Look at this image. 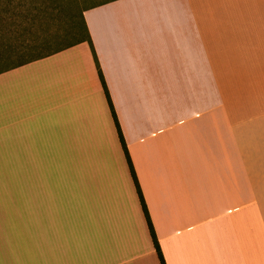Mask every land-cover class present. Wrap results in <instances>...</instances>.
<instances>
[{
    "label": "crops",
    "instance_id": "0c3cea01",
    "mask_svg": "<svg viewBox=\"0 0 264 264\" xmlns=\"http://www.w3.org/2000/svg\"><path fill=\"white\" fill-rule=\"evenodd\" d=\"M82 16L164 264H264V0H102ZM0 39V183L20 184L0 216L35 217V264H160L88 43L14 67Z\"/></svg>",
    "mask_w": 264,
    "mask_h": 264
},
{
    "label": "rangeland",
    "instance_id": "374dc122",
    "mask_svg": "<svg viewBox=\"0 0 264 264\" xmlns=\"http://www.w3.org/2000/svg\"><path fill=\"white\" fill-rule=\"evenodd\" d=\"M100 1L102 0H0V27L9 25L7 28L15 27L18 31H23L28 45L36 46L31 54L32 58H36L70 43L71 35L74 34L75 30H77V35L80 33L79 24H76L79 11ZM9 31L14 30L10 29ZM10 34L13 33L10 32ZM23 58H27L23 60H28L31 57L24 55ZM38 123L39 121L35 120L33 127L35 128ZM93 158H99V156L96 155ZM110 158H114V155L110 154ZM42 170L45 178L53 174V169L48 167ZM12 173L19 177L21 176V169H13ZM3 176L4 171L0 170V180L4 179ZM8 187L9 189L4 183H0V209L7 208L3 203L5 195L6 202H10L9 193L12 194L15 200L18 194L17 187H20V184L8 185ZM46 199L47 197L44 196L41 204L38 205L36 199L29 201V204L42 207ZM18 202L20 204L21 201ZM62 208L63 206L61 207L62 216L59 220L62 231L61 251L62 254L66 255V252L72 254L77 251L73 234L75 233L77 236L76 228L79 218L72 212L71 206L65 204L64 211H62ZM75 209L83 211L82 208L75 207ZM1 214H3V217L0 216V264H4L3 258L6 251L7 255H12V258L14 255L22 258L20 260L21 264H35L37 237L41 238L35 230V224L33 223L35 217H31V222L30 218L27 217V223H23L22 217L20 222V216L11 215L12 213L7 209ZM63 218H65L64 221ZM4 234H7V236H4ZM63 235H65L64 239L68 241V245H65V247ZM5 243L7 247L2 246Z\"/></svg>",
    "mask_w": 264,
    "mask_h": 264
},
{
    "label": "trees",
    "instance_id": "16d2710c",
    "mask_svg": "<svg viewBox=\"0 0 264 264\" xmlns=\"http://www.w3.org/2000/svg\"><path fill=\"white\" fill-rule=\"evenodd\" d=\"M84 9H86V8H84ZM84 9L79 11V14H78V17H77L78 22H76V24H79L80 33H78V35H77L76 34L77 30H75L74 34L71 35V39H70L71 42L68 43L66 46L60 47V48H58L55 51H52V52H49V53H46V54H42L40 56H37L36 58H32V55H31L33 53V51H34L36 46H32V44L28 45V43L25 41V38H24L25 35H24L23 31H18L17 28H15V27L7 28V26H9V25H6V26H1L0 27V35H2V37L7 35L9 40L13 42L12 51H11V57H12V65L14 67L15 66H19V65H21L23 63L38 59V58H42V57H44V56H46L48 54L59 52V51H61L63 49L78 45V44L83 43V42H87L88 43V45H89V47L91 49L92 55H93V59H94L96 68H97L98 78L100 80V83H101V86H102L106 101H107L108 106H109V110H110V113H111V116H112V119H113V122H114V125H115V128H116V131H117L118 139H119L122 151L124 153L128 168H129L130 176L132 178V181H133V184H134L137 196H138V200H139V203H140V206H141V210H142V213L144 215V218H145V221H146V224H147V227H148V231H149V234H150L154 249L156 251L159 263L160 264H164V260H163L162 254L160 252V248L158 246V242L156 240V237H155V234H154V231H153V228H152V224L150 222V219H149V216H148V212H147V209H146L142 194L140 192V189H139V186H138V182L136 180V176H135L134 170L132 168V164H131L130 159L128 157V152H127L126 146H125L122 134L120 132V128H119L118 122L116 120V116H115V113H114V110H113V107H112V103H111L110 97L108 95V91H107L106 85L104 83V79H103L102 73H101V71L99 69V65H98V62L96 60L95 52L93 50V47H92V44H91V41H90V37L88 35L87 29H86V26H85V23H84V19H83V16H82V12L84 11ZM10 29H13L14 31H9ZM10 32H12L13 34H10ZM0 42L2 43V46L4 47L5 46L4 45V40L0 39ZM24 55L29 56L31 58L30 59L28 58V60H23V59H27V58H23Z\"/></svg>",
    "mask_w": 264,
    "mask_h": 264
}]
</instances>
